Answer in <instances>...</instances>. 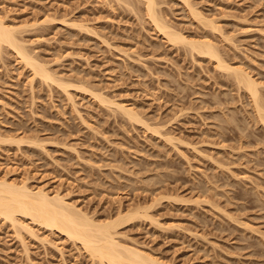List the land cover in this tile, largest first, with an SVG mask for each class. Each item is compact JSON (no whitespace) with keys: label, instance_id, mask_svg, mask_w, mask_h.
Masks as SVG:
<instances>
[{"label":"rangeland","instance_id":"obj_1","mask_svg":"<svg viewBox=\"0 0 264 264\" xmlns=\"http://www.w3.org/2000/svg\"><path fill=\"white\" fill-rule=\"evenodd\" d=\"M126 1L0 0L30 56L72 86H47L0 46V178L58 193L95 221L141 208L116 239L165 264H264V124L230 72ZM156 1L172 29L216 44L264 101V0H187L198 21L180 0ZM23 224L32 233L0 217V264H100Z\"/></svg>","mask_w":264,"mask_h":264},{"label":"bare ground","instance_id":"obj_2","mask_svg":"<svg viewBox=\"0 0 264 264\" xmlns=\"http://www.w3.org/2000/svg\"><path fill=\"white\" fill-rule=\"evenodd\" d=\"M122 1L124 2L126 0ZM137 1L142 2L145 16L156 32L164 35L172 44H184L189 47V51L207 57L215 64L216 68L218 67V69L224 72L226 71L227 73L230 72L229 74L236 83V85L234 84L235 87L237 86L238 89H242L247 96L253 115H255L260 123L264 124V101L260 96L256 81L248 73L228 65L220 56L219 50L215 46L216 44H213L209 39H188L183 34L172 29L158 13V3L156 0ZM180 1L189 9L193 19L198 21L200 15L190 7L188 1ZM127 3L128 5L130 4L129 2ZM207 25L210 26L211 31L220 33V28L213 25L212 22L209 21ZM14 31V29L8 27L4 23V20L0 18V46L5 45L8 50L10 49L16 57L31 68L33 74H35L34 76H39L40 80L43 83L45 82L46 85L53 84L59 89L62 88L64 91L72 87L71 85H66L68 83L65 84L61 82L62 80L59 81L54 78L41 63L34 60L30 56L31 54L26 51V47L22 44V41L17 39ZM89 94L97 98L100 104H111L117 107L128 120L136 123L141 122L133 110L119 105L114 101H109L101 94ZM140 209H133L134 211L127 212L124 215L122 212H118L115 218L95 221L80 209L67 203L58 193L50 196L43 188L32 191L25 183L17 185L14 182L0 178V217L2 220L10 223L12 227L18 226L19 234L21 230L32 233L30 227H28L29 225L23 224L25 219L29 220L32 224L35 223V225L62 234L73 242H78L89 256L97 259L100 264H165L136 248L124 246L116 239V229L121 223L134 217L138 219L140 217L141 219L146 216V213ZM18 227L17 230L14 229L16 232L18 231Z\"/></svg>","mask_w":264,"mask_h":264}]
</instances>
